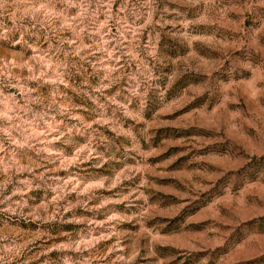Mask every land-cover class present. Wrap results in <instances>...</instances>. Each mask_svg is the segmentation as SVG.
Instances as JSON below:
<instances>
[{"label":"rangeland","instance_id":"obj_1","mask_svg":"<svg viewBox=\"0 0 264 264\" xmlns=\"http://www.w3.org/2000/svg\"><path fill=\"white\" fill-rule=\"evenodd\" d=\"M0 264H264V0H0Z\"/></svg>","mask_w":264,"mask_h":264}]
</instances>
